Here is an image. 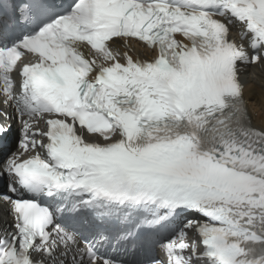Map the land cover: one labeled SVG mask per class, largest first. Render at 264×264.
I'll list each match as a JSON object with an SVG mask.
<instances>
[{
  "label": "snow or ice",
  "instance_id": "1",
  "mask_svg": "<svg viewBox=\"0 0 264 264\" xmlns=\"http://www.w3.org/2000/svg\"><path fill=\"white\" fill-rule=\"evenodd\" d=\"M249 68L264 0H0V264H264Z\"/></svg>",
  "mask_w": 264,
  "mask_h": 264
},
{
  "label": "bare ground",
  "instance_id": "2",
  "mask_svg": "<svg viewBox=\"0 0 264 264\" xmlns=\"http://www.w3.org/2000/svg\"><path fill=\"white\" fill-rule=\"evenodd\" d=\"M133 51L136 54L142 53V49L136 45H133ZM248 78L242 75V80L245 84V97L248 98L249 93L253 94L254 103L249 104V113L252 118V123L255 126H259L262 118H264V105L261 103L262 94V76L261 70L259 68H249L247 73ZM5 219V216H0V222Z\"/></svg>",
  "mask_w": 264,
  "mask_h": 264
}]
</instances>
